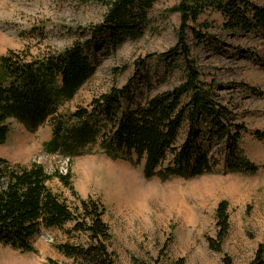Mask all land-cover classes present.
<instances>
[{"label": "rangeland", "instance_id": "rangeland-1", "mask_svg": "<svg viewBox=\"0 0 264 264\" xmlns=\"http://www.w3.org/2000/svg\"><path fill=\"white\" fill-rule=\"evenodd\" d=\"M249 1L264 7V0ZM176 3L155 2L140 40L127 41L115 52L100 40L90 47L86 54L95 73L62 110L85 107L112 87L128 86L135 99L142 101L179 86L183 73L178 63L159 56L176 43L178 16L167 12ZM105 12L99 0H0V56L25 51L37 57L60 52L78 39L85 42L88 38H81L80 32L100 24ZM208 22H215L209 34L219 42L200 47L191 44V54L201 79L216 82L215 92L222 103L236 108L246 127L240 146L260 168L255 174L218 169L191 180L146 179L141 165L112 160L98 146L69 164L60 155L44 150L51 133L49 122L27 130L8 120L10 133L0 145V158L23 167L40 165L51 176L70 169L76 194L81 199H99L105 208L103 220L111 235L109 251L115 264H148L157 259L223 264L225 256L233 264H250L258 249L264 250V40L253 34L234 37L222 31L218 14H212ZM139 61L145 65L137 70ZM47 186L68 203L74 202L56 178ZM221 202L227 203L229 229L221 252H215L207 240L216 241L214 217ZM60 242L78 244L82 239L41 228L31 239L36 253L0 244V264H48L50 259L69 263L53 248Z\"/></svg>", "mask_w": 264, "mask_h": 264}, {"label": "trees", "instance_id": "trees-1", "mask_svg": "<svg viewBox=\"0 0 264 264\" xmlns=\"http://www.w3.org/2000/svg\"><path fill=\"white\" fill-rule=\"evenodd\" d=\"M99 1L106 7L103 21L80 32L81 38H88L85 42L78 39L60 52L37 57L25 51L0 56V145L10 133V119L27 130L49 122L51 133L44 150L69 164L98 146L112 160L141 165L146 179L191 180L218 169L255 174L260 168L240 146L245 125L236 108L222 103L215 92L216 82L201 79L190 46L219 42L209 34L215 23L208 22L212 14L222 19L218 26L222 31L234 37L253 34L264 40V7L249 0H177L167 11L178 16L176 43L159 56L178 63L183 73L179 86L142 101L135 99L128 86L112 87L87 106L64 111V105L95 73L86 54L90 47L100 40L115 52L127 41L140 40L149 26L148 12L157 0ZM144 65L145 61H139L136 69ZM71 177L70 169L51 176L40 165L23 167L0 158V244L36 253L31 239L39 230H57L82 242L55 243V251L70 262L50 259L48 264H115L103 204L99 199H81L73 190ZM52 178L70 191L73 203L47 186ZM227 209V203L221 202L215 211L216 241L207 240L215 252H221L228 233ZM222 263L233 264L227 256ZM148 264L183 261L157 259ZM250 264H264L262 248Z\"/></svg>", "mask_w": 264, "mask_h": 264}]
</instances>
